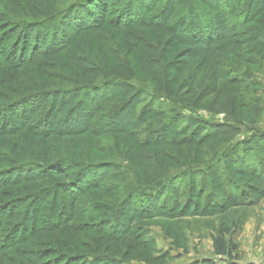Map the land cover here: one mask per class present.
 Returning <instances> with one entry per match:
<instances>
[{
  "label": "trees",
  "instance_id": "1",
  "mask_svg": "<svg viewBox=\"0 0 264 264\" xmlns=\"http://www.w3.org/2000/svg\"><path fill=\"white\" fill-rule=\"evenodd\" d=\"M50 1L0 0V137L27 134L32 148L7 159L11 167L0 174V190L22 181L50 182L26 196L0 199V251L52 236L59 248L24 249L28 264L42 260L43 252L51 259L38 264H109V244L126 236L138 212L181 216L193 207L196 215H222L232 207L243 212L264 199V129L255 126L259 99L251 73L260 64L259 58L247 57L264 59V0H226L225 5L190 0L188 13L173 21L182 0H117L122 7L116 11L112 0ZM195 6L208 12L201 14ZM101 36L106 41L96 47L94 39ZM89 38L93 45L86 54L79 46ZM77 54L81 64L69 65L66 59ZM27 67H46L50 84L40 77L22 79ZM67 74L75 82L63 85L71 80ZM213 95L224 98L217 109L228 113L223 120H211L196 107ZM243 123L248 134L228 140ZM111 134L124 141L110 147L108 159H80L61 151L65 144L53 143L54 138L76 142L84 136L92 149L96 138ZM147 149L155 156L144 154ZM59 152L64 157L55 159ZM113 169L123 177L128 171L137 174L139 186L147 187L144 201L130 198L111 205L95 199ZM186 178L192 186L185 193L174 183ZM87 193L89 202L95 199V210L111 212L120 205L119 230L108 231L110 217L83 212L81 198ZM82 216L88 217L86 223L77 220ZM80 233L97 242L102 238L108 246L81 249ZM211 239L217 256L239 264L230 228H220ZM3 257L11 261L3 255L0 264H7Z\"/></svg>",
  "mask_w": 264,
  "mask_h": 264
},
{
  "label": "rangeland",
  "instance_id": "2",
  "mask_svg": "<svg viewBox=\"0 0 264 264\" xmlns=\"http://www.w3.org/2000/svg\"><path fill=\"white\" fill-rule=\"evenodd\" d=\"M112 1V10L116 11V9L122 7V4L117 0L116 2L115 0ZM183 1L184 0H182L183 4L178 5V11L173 15L174 18L172 19V21L184 15V13H188L187 5L191 4V1ZM225 1L226 0H222V4H224ZM46 2L47 4H51L50 0H46ZM195 8H198L201 11V14L204 12H208V9L205 7L195 6ZM18 13L19 12L16 13L17 16L19 15ZM160 15L161 14L159 13V16L155 17V20H159L161 17ZM261 17L264 19V14ZM140 31L145 33V31L142 29ZM146 33L148 37H151V42H154L156 44L159 42L155 40L157 36L155 37L154 35H152L153 32L148 31ZM89 40L90 41H88L87 43L81 42L82 46H79L84 49L83 51H85L86 54L89 53V49H91L93 45L92 39L89 38ZM94 41L96 42V47H99L106 41V39L103 40V36H101L100 38L94 39ZM104 47L106 46H103V48ZM242 47L245 48L247 46L243 45ZM80 56L82 55L77 54L75 55V59L72 57L70 60H68L67 58L66 62H68L69 65H80V60H77V57ZM247 57H250V59L253 60H257L259 58L258 64H260V68H251V73H254V79L252 80V83L256 84H254L252 89L255 91L256 97L259 99L258 103H254V113L256 118L255 126L257 128L264 129V59L261 60V57L259 55H249ZM70 68H73L71 70H74L77 67L71 66ZM45 69L47 68H24V77L22 75V79L25 78L28 80H33L34 78L40 77V79L46 80L47 83L50 84V82L47 80V77L48 73L51 72ZM71 70H66V72L71 74ZM28 71H31V73H29ZM44 71L46 72V74L43 73ZM70 74H67V76L64 75L65 77H67V79L71 80L64 82L63 85H70L73 83V81L75 82V80H73L75 78H73V76H71ZM16 81L17 80L14 81V85L19 87V85L17 84L18 81ZM202 83L203 81H201L200 84ZM54 85L58 86L59 84L58 82H54ZM0 90L3 91V87L0 86ZM223 102L224 98L218 95H213L205 99L200 105L196 107L199 108L200 113L204 114L211 120H223L225 119L226 115H228V113L217 110L224 104ZM238 127H240V131L234 135L228 136V140H231L232 142L239 141L241 138H244V136L248 134V126L245 123L238 124ZM9 135L10 134L8 133L7 135H5V138L0 137V174L4 171H7L6 169H9L11 167L10 162H7V159L9 157L17 156L19 155L18 153H25L26 150H28L27 153H32V148L29 144V142H31V137L29 135ZM115 136L116 135L111 134L109 139H104V137L96 138V140L92 144V149L94 151L91 149V144L89 143L90 140L84 136L76 139V142H73L72 138H65V140L63 141H58V138H54L53 143H60V145L65 144L61 146V151L64 148L68 149V151H70L71 153L75 152L80 159L101 160L108 159L107 155L109 153L108 150L110 149V147H113L117 142L119 144L120 142L124 141L123 137L117 140L115 139ZM15 144H17L16 149L14 147ZM43 147L45 151L46 145H44ZM58 149L60 148L58 147ZM169 150L173 152L171 149ZM119 152L120 153L118 155L123 154L121 151ZM144 154L155 156L154 149L144 150ZM131 156H133L134 159H137L139 157V154L133 151ZM58 157L60 158L64 156L59 152L56 154L55 159H57ZM22 160H24V158ZM167 162L172 163V159H167ZM123 165L125 167L121 166V168L123 167L122 169L125 170L127 168L126 163L124 162ZM172 165H174V163ZM175 166L177 167L176 164ZM110 178V180L103 182V187L101 188L102 191L95 192V199L98 198V201L101 202L110 201L111 203H113H110L111 205H115L116 203H118L117 201L130 198L132 199L133 203L144 201V195H146L147 193V187L144 186L145 184L139 186L141 181H138L137 174L128 171L127 174H125V177H123L121 171L116 172V170L113 169L111 171ZM187 179L188 178H186L185 181H175L174 185L180 183V186L182 185V191L186 193V189L189 190V187L191 188L192 186V183H190V181H188ZM244 180L246 181V179ZM202 182L203 181L199 178V180L196 182L198 188L201 187ZM49 183V181H22L17 185L9 184L2 187V189L0 190V199L1 201H5V199H10L14 196L17 198L26 196L30 194V192H36L44 189ZM208 189L209 187L206 188V191H208ZM3 191L6 192L7 195H3ZM142 193L145 194L142 196ZM88 194L89 193L81 198V209H83V212H86L87 214L91 213L94 216L96 214L101 218L110 217L109 222L111 221V223H109L107 226L108 231L113 233L115 232V230H119L118 222L121 223V220H118L119 211L121 210L120 205L118 208L115 207L114 210L112 209L111 212H102L101 210H95L97 209L93 204L95 199H92L89 202V199L87 198ZM60 195L64 196L63 192H60ZM203 197L202 200H204ZM30 202H32V200ZM252 216V208L246 209L242 212L241 209H236L235 207L228 209L222 215H196V213H194L193 207L191 209H188L187 211H184L181 216L175 214H164V212L163 214L159 212L154 214V212L145 213L141 211L138 212L137 215L133 218L130 229L128 230L126 236L119 239L117 238L113 243L109 244L112 252H110V256H106L108 257V259H111L109 264H205L206 261H213L215 264H230V261L232 260L227 257L217 256L215 254L211 239V235L217 234L220 228H230L233 240L239 245V257L237 258V262L239 264H256V261H258V259H256V250L257 248L261 247L262 244H264V242L261 243L262 238L259 237L264 236V233L258 236L255 228L251 225L249 227V230H247L246 232H242L243 225L245 224V222L250 220ZM242 217L244 219L243 224H241L240 221V218ZM87 219L88 217L82 216L77 220L82 221V223H86ZM237 221H239L240 223L239 226L236 225ZM67 237L64 241L67 240ZM77 237H81V249H85L83 247L91 246L93 244H103L105 247L108 246V243H104L102 241V238V240L98 239L97 242L94 240V237L89 236L87 233H80L77 235ZM39 239L40 236L28 240V243L20 244L13 250L7 249L5 251H0V256L6 255L11 258V261H8L9 258L3 257V260L7 261V264H28L29 260H27V255L24 254V249L31 248V250H33L34 252H38V250L44 249L45 246L46 249L49 250H56L57 248H59L58 244H56L57 241L54 239L52 240V236H46V239L43 240L46 245H42L43 242ZM21 253L24 255L23 257L20 256ZM80 253L89 255L86 250H80ZM38 254L39 253H37V255ZM12 255H14V258L12 257ZM40 257H42V260L36 258V264H38V262L40 263L41 261H46L45 259H51L50 257L45 258L46 254L44 252L41 253ZM29 259L32 261L30 255ZM12 260L15 262H13ZM17 260H20L22 262H17Z\"/></svg>",
  "mask_w": 264,
  "mask_h": 264
},
{
  "label": "crops",
  "instance_id": "3",
  "mask_svg": "<svg viewBox=\"0 0 264 264\" xmlns=\"http://www.w3.org/2000/svg\"><path fill=\"white\" fill-rule=\"evenodd\" d=\"M252 217L250 220L245 222L243 225V231L246 232L249 230L250 225L255 228V231L257 232V235H261L264 233V199L257 204L256 206L252 207ZM264 235V234H263ZM261 243L264 242V236H260ZM256 255L258 261H256V264H264V244H262L261 247L257 248Z\"/></svg>",
  "mask_w": 264,
  "mask_h": 264
}]
</instances>
